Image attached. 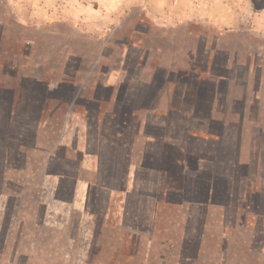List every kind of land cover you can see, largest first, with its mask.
I'll return each instance as SVG.
<instances>
[{"label":"crops","instance_id":"0c3cea01","mask_svg":"<svg viewBox=\"0 0 264 264\" xmlns=\"http://www.w3.org/2000/svg\"><path fill=\"white\" fill-rule=\"evenodd\" d=\"M0 4L12 26L36 33L9 36L30 63L0 59V250L22 202L63 221L100 202L107 231L115 219L132 234L130 250L171 252L172 264H252V216L264 219V45L252 43L264 44V6ZM80 40L128 50L113 62L108 46L81 50ZM131 40L146 50L129 65Z\"/></svg>","mask_w":264,"mask_h":264},{"label":"rangeland","instance_id":"374dc122","mask_svg":"<svg viewBox=\"0 0 264 264\" xmlns=\"http://www.w3.org/2000/svg\"><path fill=\"white\" fill-rule=\"evenodd\" d=\"M252 1L256 9L262 8L264 6V0ZM12 14L13 11H11V9L7 5L0 4V21L4 22L2 24L3 31L0 51H4L5 49L7 50V46H9L10 44L7 43V40H9V36L11 35H16L18 37H29V35L36 34L33 31L29 32L20 27L17 28L16 25L12 26L13 24H15L12 22V19L14 17V15L12 16ZM137 15L138 14L133 15L135 21L145 20L144 16H142L140 19V15ZM135 21L133 23H135ZM133 27L134 25L128 26V28L125 26V29L124 27H122V29L127 32L131 31ZM146 27H149V25L147 24V22L142 21L140 27H138V30L144 31ZM118 33H121L120 30L116 31L115 35H117ZM201 33L207 37V48H209L211 46V40L213 36H217V33L211 29L204 30ZM117 37L121 40L119 36ZM3 41L5 43H3ZM131 41V46L129 47L128 51L129 65H131V56L136 59V56L138 54L137 51L140 48L143 49L142 53L144 52V50H146L143 42L141 43L137 40ZM66 42L67 43L65 44V49H67L66 46L72 44H70L69 39ZM77 45L80 46L81 50L91 52L99 51L101 49L104 50V48L108 46L109 50H111L110 52L113 53V62H115V60L119 58L120 54L124 55L126 54V50H128L126 46L115 44L114 42H109L108 44L104 43L102 47V44L100 43H91L87 40H80ZM252 45L257 48L260 45L264 44H260V42L257 41L255 44L252 43ZM135 59L134 61H136ZM203 63L204 60H202L200 64L197 63L193 65H196L195 67L200 69L203 66ZM148 64L153 65L152 60L149 61ZM183 64L184 63H182V65ZM185 66H188V64H186ZM52 210L54 211L52 212L50 210L49 213L45 212L44 216H42L43 210L41 209V211H38V218L42 220L43 225L49 231L52 232L58 230L63 233L64 238L62 241L66 245L64 251V262L67 264H172V260H170L171 252L130 250V246L133 240L132 234L127 233V231L121 232L120 228L116 226L117 220L112 219L109 221L110 229L107 231V229L105 228L106 221L102 217L103 203L99 202L90 207L88 206L85 214L82 215L80 212V216L76 217V219L72 222V226L71 224H68L69 217L70 220L72 219V216L70 215L71 213L69 214L67 221H63L62 218L57 217L58 213L55 208H52ZM94 211L98 212L97 215L94 214ZM89 215H92L93 217L89 219ZM48 237L55 238L54 235H50ZM135 241H138L137 235H135ZM3 248H5V244ZM3 253L4 252L0 250V261L3 258ZM173 262L179 264L181 261L179 262L178 260H173ZM182 264H185V261H182ZM252 264H264V219H261L259 217L255 218L254 216H252Z\"/></svg>","mask_w":264,"mask_h":264},{"label":"trees","instance_id":"16d2710c","mask_svg":"<svg viewBox=\"0 0 264 264\" xmlns=\"http://www.w3.org/2000/svg\"><path fill=\"white\" fill-rule=\"evenodd\" d=\"M7 43H10L7 50L0 51L1 61L11 59L20 65L31 62V59L23 57L20 39L11 42L7 40ZM41 209L34 199L18 205L15 227L5 245L0 264H67L64 262L66 245L62 241L63 233L58 230L51 232L43 225L38 218V211ZM70 215L72 219L69 217L68 224L72 226V222L80 215L76 211ZM50 235L55 238L48 237Z\"/></svg>","mask_w":264,"mask_h":264}]
</instances>
